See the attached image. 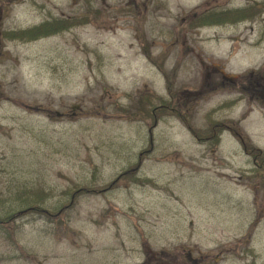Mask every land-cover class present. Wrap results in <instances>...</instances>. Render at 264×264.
I'll return each mask as SVG.
<instances>
[{"label":"rangeland","instance_id":"obj_1","mask_svg":"<svg viewBox=\"0 0 264 264\" xmlns=\"http://www.w3.org/2000/svg\"><path fill=\"white\" fill-rule=\"evenodd\" d=\"M247 5L253 20L189 24ZM59 15L78 23L4 38ZM166 77L185 121L157 107ZM262 86L264 0H0V264H264V169L229 130L199 139L222 122L264 159ZM137 162L149 184L120 176Z\"/></svg>","mask_w":264,"mask_h":264},{"label":"trees","instance_id":"obj_2","mask_svg":"<svg viewBox=\"0 0 264 264\" xmlns=\"http://www.w3.org/2000/svg\"><path fill=\"white\" fill-rule=\"evenodd\" d=\"M250 11H249V8H244V9L233 10L230 12H232L233 15L236 16L234 21H240V20H243V19L248 18V17H253L255 15V13L252 14L251 13L252 11L251 12ZM210 15H211V13L202 15V25H207L204 22H210V20L207 18ZM58 28H59L58 25L49 23V24H46L43 26H39L36 28H32V29L23 31L21 33L7 32L6 35L9 37H23V38L31 39V38H36L39 35H45V34L54 32ZM257 163L264 165V159H261L260 162L257 161Z\"/></svg>","mask_w":264,"mask_h":264},{"label":"flooded vegetation","instance_id":"obj_3","mask_svg":"<svg viewBox=\"0 0 264 264\" xmlns=\"http://www.w3.org/2000/svg\"><path fill=\"white\" fill-rule=\"evenodd\" d=\"M90 3H94V0H90ZM218 74L222 77V78H227V79H230V80H232L233 81V79L232 78H230L229 76H227L226 74H224L223 72H221V71H219L218 72ZM210 79H211V77H209ZM212 82H215V80H211ZM248 86H249V88H251V87H253V89H255V84H253L252 82H248ZM184 92H185V89L183 88L182 90H180L179 91V94H184ZM182 99V98H181ZM181 99H178V100H181ZM183 102V101H182ZM184 103V102H183ZM188 258L189 259H191L190 258V253L188 254Z\"/></svg>","mask_w":264,"mask_h":264},{"label":"water","instance_id":"obj_4","mask_svg":"<svg viewBox=\"0 0 264 264\" xmlns=\"http://www.w3.org/2000/svg\"><path fill=\"white\" fill-rule=\"evenodd\" d=\"M76 107V106H75ZM75 107H73V108H75Z\"/></svg>","mask_w":264,"mask_h":264}]
</instances>
